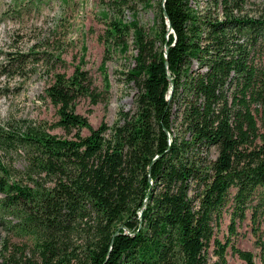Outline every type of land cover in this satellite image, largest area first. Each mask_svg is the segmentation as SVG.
<instances>
[{
  "label": "trees",
  "instance_id": "trees-1",
  "mask_svg": "<svg viewBox=\"0 0 264 264\" xmlns=\"http://www.w3.org/2000/svg\"><path fill=\"white\" fill-rule=\"evenodd\" d=\"M208 2L220 13L158 0L160 30H150L159 49L137 12L115 20L112 34L132 30L138 52L135 107L117 121L92 126L75 111L78 96L97 99L76 67L45 87L54 125L76 132L0 123V264H207L210 250L223 258L227 246L241 264H264V18L242 14L244 0ZM38 53L5 52L0 76L24 77L28 62L50 56ZM19 150L21 167L11 158ZM224 210L230 233L249 210L257 252L229 235L223 244Z\"/></svg>",
  "mask_w": 264,
  "mask_h": 264
},
{
  "label": "rangeland",
  "instance_id": "rangeland-1",
  "mask_svg": "<svg viewBox=\"0 0 264 264\" xmlns=\"http://www.w3.org/2000/svg\"><path fill=\"white\" fill-rule=\"evenodd\" d=\"M149 2L151 7L146 6ZM191 4L194 9L204 5L213 7L208 0H192ZM220 8L218 3L212 9L220 13ZM134 11L142 32L155 41L157 49L161 48L159 37L150 30H160L158 0H0V65L6 61L4 53L7 51L20 50L31 55L35 51L41 54L44 50L50 53L47 61L43 58L36 63L28 62L24 77L16 75L6 79L4 75L0 76V123H10L18 128L24 123L44 126L61 135L76 132L73 129L66 133L54 125L56 107L45 94V87L55 72L72 75L76 67L87 74L97 90L95 101L83 95L74 101L75 111L85 115L92 126L101 121L111 124L118 120L120 111L134 109L138 86L129 74L138 53L134 32L119 28L113 35L110 30L116 19L123 23L132 20ZM242 14L263 19L264 0H244ZM54 56L60 60H55ZM256 61L258 65L262 64L260 54ZM105 79L109 84L107 91L104 90ZM257 118L260 131L264 132L262 103ZM79 131L81 134L88 132L85 127ZM212 155H215L214 149ZM11 158L16 166L24 164L20 150L13 152ZM246 211L247 216L236 224V232L230 233L231 217L224 210L216 225V235L223 244L229 235V244L257 252L255 223L249 210ZM260 225L264 230V222ZM5 234L7 232L0 224V237ZM256 259L261 264L262 259ZM241 263L242 260L227 246L223 258L210 250L207 264Z\"/></svg>",
  "mask_w": 264,
  "mask_h": 264
},
{
  "label": "water",
  "instance_id": "water-1",
  "mask_svg": "<svg viewBox=\"0 0 264 264\" xmlns=\"http://www.w3.org/2000/svg\"><path fill=\"white\" fill-rule=\"evenodd\" d=\"M166 23V26H167V31H171V26H170V23L168 21L165 22ZM166 47V45H165Z\"/></svg>",
  "mask_w": 264,
  "mask_h": 264
}]
</instances>
